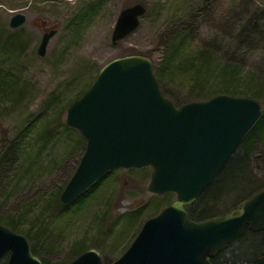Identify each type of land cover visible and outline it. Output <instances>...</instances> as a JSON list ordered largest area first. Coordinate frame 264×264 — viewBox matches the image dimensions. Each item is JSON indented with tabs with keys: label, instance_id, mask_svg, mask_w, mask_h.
<instances>
[{
	"label": "rangeland",
	"instance_id": "rangeland-1",
	"mask_svg": "<svg viewBox=\"0 0 264 264\" xmlns=\"http://www.w3.org/2000/svg\"><path fill=\"white\" fill-rule=\"evenodd\" d=\"M137 3L146 8L139 28L113 44L119 13ZM16 13L24 14L26 22L11 29L8 22ZM50 30L56 34L45 56L38 57L41 37ZM180 34L185 39L181 61L207 51L217 65L231 62L245 76L254 73L264 78V0H0V71L13 88H19L15 101L10 93L7 97L0 93V156L7 144H19L10 154L12 160L0 159V224L16 226L15 232L28 239L43 264H67L74 259L72 248L77 243L83 251L96 250L103 264H111L143 223L176 199L171 193H150L152 171L141 168L111 171L79 208L60 211L51 201L70 180L85 150L79 132L65 128L62 109L112 60L138 55L157 67L173 37ZM13 37L19 42L9 50L7 38ZM186 72L159 83L161 91L174 102L206 100L191 92ZM211 73V81L216 82V72ZM237 85L243 86V81ZM234 96L255 99L264 111V97ZM248 171L251 193L205 219L238 208L264 187L261 141L248 158ZM215 211L211 206L206 210ZM238 244L231 245L233 256ZM253 247L242 245L241 255L251 257ZM6 261L4 256L0 264Z\"/></svg>",
	"mask_w": 264,
	"mask_h": 264
},
{
	"label": "water",
	"instance_id": "water-1",
	"mask_svg": "<svg viewBox=\"0 0 264 264\" xmlns=\"http://www.w3.org/2000/svg\"><path fill=\"white\" fill-rule=\"evenodd\" d=\"M145 13L139 3L123 9L112 43L134 33ZM25 22L26 16L16 13L8 26L17 29ZM55 34L43 33L38 57L45 56ZM261 114L258 101L225 94L177 107L161 93L150 59L112 60L65 111L64 122L83 137L85 151L59 202L70 204L114 168L149 167L148 191L173 193L176 199L146 220L111 264H212L246 229L264 231V188L215 219L191 221L186 208L212 183ZM5 255L6 264H42L24 235L0 225V258ZM68 264L103 263L96 250L88 249ZM254 264H264V256Z\"/></svg>",
	"mask_w": 264,
	"mask_h": 264
},
{
	"label": "trees",
	"instance_id": "trees-1",
	"mask_svg": "<svg viewBox=\"0 0 264 264\" xmlns=\"http://www.w3.org/2000/svg\"><path fill=\"white\" fill-rule=\"evenodd\" d=\"M7 39L11 40L8 46L9 50H12L14 47H16L13 45V42H19V39L15 37ZM184 40L185 39L183 36H181V34L179 36L173 37V40H171L170 44L168 45L161 63L154 68V72L159 83L166 80L172 81L171 79L180 77L179 74H182L183 71H187L184 76L188 75L191 77V92H193L195 96L205 97L208 99L212 94L217 93L231 94L233 96L243 93H250L254 98L264 97V78L262 76H258L254 73L247 74L245 76L242 74V70H239L237 65L231 62H225L217 65V63L215 64L210 60L207 51L198 52L193 58L181 61L179 56L181 45L183 44ZM212 71L216 72V82L211 81L212 75H214L211 73ZM8 78L9 77H7V75L2 74L0 71V93L2 97H7V93H10L12 96V101H15L17 99V95L19 94V88H13L10 84L11 82L7 80ZM240 81H243V86L237 85V83ZM239 90L241 92H239ZM84 92L85 90L62 109L63 115L65 114L67 107L74 100L79 98ZM162 94L167 97L163 91ZM188 102L190 101H173L176 106H180ZM65 128H67V126ZM257 141L264 143V111H262L260 118L243 138L234 154L224 164L214 181L201 194L194 204L186 208L190 220L195 222L208 220L205 218H207L209 215L215 214L223 208H227L235 204V202L242 200L251 193L252 190H250V183L252 184V177L248 171V158L252 155L253 147ZM17 143L14 141L13 143L7 144V148H5V152L0 156V159L4 160V162L8 159L12 160L13 157H11L10 154H13L16 148L19 146ZM109 174L110 172L100 178L94 185H92L83 194L78 196L70 204L63 206L59 202V197L67 184V182H65L64 185L54 194V198H52L51 201L56 204V207L60 211L69 210L72 206L79 208L85 203L88 196L96 191L97 186ZM219 186L221 187L220 189ZM216 187L217 189L215 190ZM218 190L220 191L219 193ZM254 194L255 193H253L249 198H251ZM248 199H244L243 202ZM210 206L213 209H216V211L212 213L206 212ZM16 229L17 227L12 225V230L15 231ZM263 239V231L252 233L246 229L243 236L235 241L239 242L238 252L234 255L237 260H234V256L230 252V246L227 250L215 256L211 260L212 264H236L238 261H246L254 264L259 257L264 256ZM242 245L254 246L251 257H244L241 255ZM72 249L74 258L84 252L80 243L73 245ZM32 253L34 255L36 254L34 251H32Z\"/></svg>",
	"mask_w": 264,
	"mask_h": 264
}]
</instances>
